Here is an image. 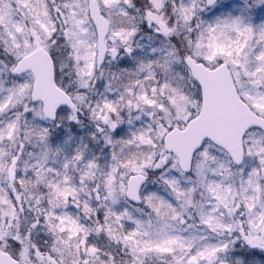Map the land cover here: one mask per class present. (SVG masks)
<instances>
[{
  "label": "snow or ice",
  "instance_id": "6c2138e0",
  "mask_svg": "<svg viewBox=\"0 0 264 264\" xmlns=\"http://www.w3.org/2000/svg\"><path fill=\"white\" fill-rule=\"evenodd\" d=\"M0 264H264V0H0Z\"/></svg>",
  "mask_w": 264,
  "mask_h": 264
}]
</instances>
